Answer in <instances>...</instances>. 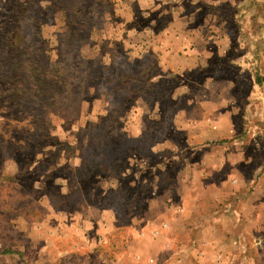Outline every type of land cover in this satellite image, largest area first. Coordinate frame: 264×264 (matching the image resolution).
Here are the masks:
<instances>
[{
  "label": "rangeland",
  "instance_id": "1",
  "mask_svg": "<svg viewBox=\"0 0 264 264\" xmlns=\"http://www.w3.org/2000/svg\"><path fill=\"white\" fill-rule=\"evenodd\" d=\"M0 264H264V0H0Z\"/></svg>",
  "mask_w": 264,
  "mask_h": 264
},
{
  "label": "trees",
  "instance_id": "2",
  "mask_svg": "<svg viewBox=\"0 0 264 264\" xmlns=\"http://www.w3.org/2000/svg\"><path fill=\"white\" fill-rule=\"evenodd\" d=\"M71 36H72V35H71ZM72 38H74V36H72L71 39H72ZM71 39H70V40H71ZM68 42H70V41L68 40ZM66 44H67V43H66ZM62 45H64V43H63V44H60V46H62ZM65 49H66V48H63V50H65ZM74 51H75V49H73V50L71 49V50H70V48H69V50H68L66 53H64V52H62V54L59 53V55L67 57L65 61H64V60L62 61V63H65L66 61H68V60L74 55V54H73ZM73 65H75V64H72L71 66H73ZM39 66H40V65H39ZM81 67H83V65H81ZM39 68H40V67H39ZM39 68H38V69H39ZM66 68H67V67H66ZM71 71H74V69H72ZM37 72H38V70H37ZM80 73H81V71H80ZM62 76H63V75H61V76L56 75V76H54V79H53V80L56 81L57 78H62ZM82 76H83V75L81 74V75L79 76V78L75 77L74 79L77 80V81L79 82V81L82 80ZM62 82H63V81H62ZM66 92H69V89L66 90Z\"/></svg>",
  "mask_w": 264,
  "mask_h": 264
}]
</instances>
